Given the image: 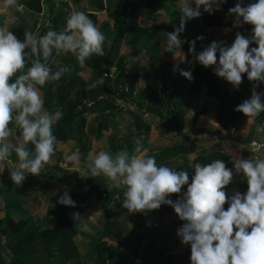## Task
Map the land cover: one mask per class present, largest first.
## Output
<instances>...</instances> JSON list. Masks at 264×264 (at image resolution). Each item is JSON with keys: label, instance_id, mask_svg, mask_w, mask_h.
<instances>
[{"label": "clouds", "instance_id": "clouds-1", "mask_svg": "<svg viewBox=\"0 0 264 264\" xmlns=\"http://www.w3.org/2000/svg\"><path fill=\"white\" fill-rule=\"evenodd\" d=\"M225 2L178 0L180 25L165 33L166 51L176 56L175 50L179 51L183 43L179 35L185 23L199 18L201 9L212 14L214 8L219 10ZM5 5L17 11L24 8L18 0H5ZM228 13L235 18L234 27L253 26L251 37L237 33L230 47L213 42L196 54V61L205 68L214 66L215 75L236 89L243 74L249 81L264 84V0L247 5L239 0ZM105 42V35L81 11H73L67 17L64 30L49 27L39 37L25 31L22 41L12 31L0 28V170L14 152L17 163L9 175L17 186L28 175H39L55 153L57 138L53 128L63 113L59 109L54 112L45 109L41 89L61 80L70 69L58 66V70L52 71L50 59L54 53H70L83 66L93 55H105ZM189 44V51L195 53V41ZM250 44L257 47L250 48ZM180 75L189 81L193 79L191 71L180 70ZM235 111L243 113L247 121L264 112V93L253 91L251 98ZM136 144L132 153L127 149L115 155L103 150L94 157L89 153L85 176H103L111 187L122 188V207L129 213L158 210L161 205L172 207L185 222L177 229V236L181 243L190 245L191 264H264V158H233L235 173H243L248 190L243 194L237 191L226 199L224 189L232 182L233 170L222 160L196 163L189 183L186 171L158 164L156 156L149 155L140 141ZM79 155L77 151L66 159L79 166ZM185 185L187 189L182 192ZM171 194L181 195L173 201L169 198ZM58 202L75 206L67 192Z\"/></svg>", "mask_w": 264, "mask_h": 264}, {"label": "rangeland", "instance_id": "rangeland-1", "mask_svg": "<svg viewBox=\"0 0 264 264\" xmlns=\"http://www.w3.org/2000/svg\"><path fill=\"white\" fill-rule=\"evenodd\" d=\"M25 1L26 0H18V3L24 4ZM73 1L74 0H59L58 4H54L53 9L58 10V5L62 7L66 3H71ZM152 1L154 0H138L137 24L141 27L152 24L146 19V14ZM165 1L166 6L155 21V25L157 26L169 25L166 16V13L169 11V9H175L176 12L180 13L178 0ZM238 2L239 0H236V3H234V5L228 6V9L234 7ZM252 2H254V0H243L244 5ZM229 3L230 0H226L225 4L228 5ZM193 7H195L194 4ZM60 9L61 8H59V10ZM228 9L226 12V21L229 23V27L227 28L221 27L211 29L207 26L199 25L195 22V19L187 21L183 30L184 38L181 40L183 43L179 49L182 54L179 53L178 50H175L177 57L174 56L173 53L172 57L169 56L170 52L166 51L167 37L165 34L155 38L152 44L154 45V48L152 49L149 56L143 60L144 69H146L147 72L143 75L145 81L139 82V85L137 86L138 89H136V96L133 95V97L128 101L119 100V105H121L120 109L127 107L130 108L133 113L135 111H140L142 113L141 115L144 117V121L146 119H150L148 117H153L152 119L154 122L152 132L155 130L160 131L162 136H165V132H168V136L173 139L171 143L170 141L167 143L169 146H175L177 149L181 146H184L185 151H189V148L193 147V149H196L195 155H191L193 157L204 156L216 152L218 155L214 157L215 160L220 159L225 163V165L228 162H232L234 157H243L245 159L251 157L264 158V112L258 114L255 117L249 118L248 121L247 117L244 118L236 132H226L224 129H222L217 121L216 109L219 105L217 101L211 99L208 88L204 86L197 96L190 99L188 88L190 84H192V80L189 81L188 79L181 76L180 70L189 71L188 62L192 64L195 71L198 69V62L195 58L197 53L189 54L183 48L186 41L188 39L195 38L198 33H211L214 40L218 44H223L225 47L231 46V42H234L237 33L245 37H251L253 26L244 24L241 27H234L233 25L235 18L232 15H229ZM14 12H16V15H13ZM0 13H2L5 19H7L6 23L9 21L7 24L9 26H6L5 30L12 31L14 35L22 34L21 27H17L19 23H28V25L25 26L26 29H29L30 23H33L34 30L32 33L38 37L42 30L46 28L50 20L48 14H46L41 18L43 21L41 27L37 29L40 18H35V14H29V11L26 10V8L22 11H17L11 6H6L5 0H0ZM119 13V10L108 9L106 15L100 16V22L105 23L112 33L117 29L116 27L118 25V20L120 19ZM201 13L202 14L200 17L205 15L207 12H204L203 9H201ZM247 33L250 34L246 35ZM251 46L257 47L255 44H250V47ZM128 52L129 51L127 47H123L122 53L126 58L128 57ZM69 54L70 53H63V56L67 57ZM63 56H61V61H58L57 67L64 66L70 69L69 72H79L83 78H90V75H92L91 71H89L84 66H81L72 54H70L71 64L65 63V61L63 62ZM95 59L99 61L100 56H96ZM213 68L214 66L210 67L209 71L213 74L215 79H218V76L215 75ZM136 69L137 68L126 67L125 70L128 72L126 79L131 78V75L134 73V71L136 72ZM119 73L120 69H116L110 72V76L112 79H114ZM177 75L180 77L179 83L181 87L178 93L170 98H167V100H165L163 95H161V103L156 108L148 111L147 102L149 99L148 95L144 93L145 85L149 84L154 90L158 91L160 90V85L163 82L167 84L169 93L172 87V81ZM93 81V83L97 82L96 80ZM257 83L263 89L262 93H264V84L259 82ZM114 86L115 85H113V87ZM116 89L113 90L112 96H114L115 99H118V93L116 92ZM218 90L233 94L235 88L227 81H223V83L220 84ZM189 101H191V106L187 105ZM156 120H160L159 122L162 124V127L160 128L161 130L157 129L156 126H158V121ZM87 122L89 126L88 130L93 129L97 123L96 116L91 114L87 115ZM164 130L165 132H163ZM17 133H19L18 129L15 131V135L18 136ZM153 137H157V135L154 134ZM165 147L166 145L163 143L160 146L162 150ZM187 155L183 154V156L179 158L183 162L181 166L172 163L176 165L175 170L180 171L183 168L182 170L189 171L191 169L194 162L193 160L189 161V155ZM55 159L59 162L62 161L61 159L59 160V158L57 159L56 156ZM8 160H10V157L3 163L2 174L0 175V190L2 191L0 194V220L4 218L6 208L17 209L16 211L11 212V215L15 219L30 218L32 223L40 231L45 228H53L56 225V221L52 220L47 222L46 218L48 216L49 209L53 206H57L56 197L58 198L59 194L57 193L56 185H53L51 190L50 183L52 181V176L62 178L66 176L67 173L64 171H58L57 169L55 170L56 173H52V163L54 160L51 158V161L45 165L44 172L36 176L30 175L29 178L25 179L21 186H17L13 182V185L10 186L8 182L9 180L11 181L9 171L14 168ZM231 166H233V163ZM232 170L233 173H235L234 168ZM239 175L240 174L235 173L233 175L234 179L240 180ZM97 182L98 184H101V181ZM109 187L110 186H103L101 188L110 190ZM101 188L99 190H101ZM50 190L53 192L52 195L49 194ZM235 192L236 190H234V193ZM114 194V190L110 192L106 205H110L111 197ZM88 196H92V193L90 192ZM97 213L100 223L98 225L91 223V232L89 231V225L87 224L88 221L92 222L93 220V213L91 210L89 211V214L87 213V218L80 217L77 221L78 235L76 234L72 240L77 250V256L75 258L71 260H64L57 254L51 256L47 255L43 264H120L122 260V263L126 264L128 263L127 260L130 261L128 258L130 255L133 256L134 254L137 256V251L140 253V247L138 246V243L135 239L130 241V245L128 242L130 238L129 234L134 227L133 223L136 221L140 212L129 213L127 209L122 207L115 213V223L110 230V234L115 238L120 236L119 240L112 239L110 236H108L109 233H105L106 218L108 215L101 211ZM141 214L148 220L149 218L153 219L152 210L145 211ZM110 226L111 223H108V227ZM174 227L178 229L179 225L176 224ZM160 230L163 231V236L160 238V240L158 239V242L153 243L152 238L149 240V242L148 240L146 242L150 247L154 248V251L157 249L164 251V254H166L170 251V246H172V242L175 240V235L171 236V233L169 234V231L171 232V230H168L167 228L160 227ZM148 237L150 238L151 236L149 235ZM152 237L155 238L156 235H152ZM92 238H100L101 243L98 247L92 241ZM127 245H129V248L126 249ZM177 249L189 251L190 245L181 243ZM96 251H98V255ZM36 260L37 256H34L32 258L31 264L35 263ZM131 263L133 264V262H130L129 264Z\"/></svg>", "mask_w": 264, "mask_h": 264}, {"label": "trees", "instance_id": "trees-1", "mask_svg": "<svg viewBox=\"0 0 264 264\" xmlns=\"http://www.w3.org/2000/svg\"><path fill=\"white\" fill-rule=\"evenodd\" d=\"M80 1L81 0H74L73 5L78 7ZM117 1L123 19L119 25L121 30L115 34L114 39L111 41L109 40L110 36L108 37L107 35L108 32L105 33L104 28L99 26L96 16L86 13L106 37L105 55L100 56L99 61H97V59H95L96 56L93 55L86 60L83 65L93 68L94 80L97 81L98 79V86L96 88H90V85L75 73L71 74L67 72L61 80L48 83L41 89L45 94V109L52 112L53 108H57L63 113L62 119L53 128V134L56 136L57 142L76 141L80 152H82V156L85 158L91 151V143L85 133L87 127L86 114L99 113L98 127L95 133L97 134V140H101L104 131L107 129L110 118L117 110L120 111V106L112 96L113 90L117 88L116 92L118 93V99L128 101L133 97L138 77L141 73L146 72V69L138 71L131 79H126V67L138 64L145 56H148L154 48L152 44L155 38L167 32H173L180 25V15L172 9L168 14V26L153 25L149 28L141 27L137 24L138 16L135 0ZM87 2L91 4L93 8H97V12L104 10L103 3L99 4L95 0ZM231 3L234 5L236 0H232ZM165 4L163 0L152 1L149 5L148 19L152 21L155 20L157 14L164 9ZM24 5L29 10L36 13H40L42 10L40 0H26ZM227 8L228 7L224 4L220 6L219 10H215L214 8L212 14L206 13L203 15L198 20V24L207 26L211 29L229 27V23L226 21ZM1 16L0 14V17ZM61 17L60 15L56 17L55 20L58 21ZM249 34L250 33H247L246 35ZM197 37H203V39L197 40ZM17 38L19 39V37ZM183 38L184 31L179 35L180 40H183ZM109 41L110 44L108 43ZM191 41H195V53L197 54L210 46L211 43L216 42L211 33H198L195 38L188 39L183 47L189 54H193V52L189 51V42ZM232 44L231 42V45ZM123 46L128 47V59L122 55L121 50ZM252 47L253 46L250 48ZM172 55L173 54L170 53L169 56ZM188 65L189 71H191L193 77L192 84H190L188 88L190 99L197 96L203 86H207L210 97L219 102V106L216 109L219 125L226 132H236L241 121L246 118V116L241 112L235 111V108L245 100L250 99L253 91L262 93L263 89L257 82L249 81L246 74H243L241 85L238 89L235 88L233 94L219 91L218 88L220 84L225 80L219 77L215 79L213 74L209 71V68L212 66L205 68L198 63V69L195 71L190 62H188ZM114 69H120V73L115 79H112L110 72ZM179 79L180 77L178 75L173 79L169 93L166 83L160 85L159 92L149 87V93L147 94L149 99L147 102V110L151 111L161 103L160 94L163 95L165 100L176 95L181 89ZM101 80L104 82L101 83ZM113 85L115 86L113 87ZM75 89H77V95L75 99H72L71 94ZM83 91L89 92L88 100L82 98L81 95ZM47 92L49 94H47ZM98 94L103 98L100 99ZM89 101H91V107L88 106ZM187 105L191 106V101H189ZM136 117L141 121L140 116L136 115ZM147 129H149V127ZM29 147L31 148V145H29ZM217 155L218 153L214 152L210 155L200 157L197 163H210L215 160L214 157ZM13 158L14 162L17 163L16 155ZM229 163L230 162H228L227 165H229ZM1 174L2 170H0V175ZM8 182L10 186L13 185L12 181L9 180ZM239 187L241 189H248L246 180L241 183ZM1 192L0 190V194ZM72 200L75 204L74 207L64 205L51 207L46 221L50 222L55 220L56 225L53 228H45L41 231L32 223L30 218L15 219L11 215V212L17 209L6 208L5 216L0 220V264H31L34 256H37V260L33 264H43V253H47L48 256L57 254L64 260L75 258L77 256V250L72 241L77 234L75 219L86 210V206L78 195L73 196ZM110 213L111 210H108V214ZM133 234L135 239H138L140 242L142 241L141 226L136 225ZM128 258L130 261L127 260L128 263L126 264L130 262L137 264V261L131 256ZM120 264L123 263L121 262Z\"/></svg>", "mask_w": 264, "mask_h": 264}, {"label": "crops", "instance_id": "crops-1", "mask_svg": "<svg viewBox=\"0 0 264 264\" xmlns=\"http://www.w3.org/2000/svg\"><path fill=\"white\" fill-rule=\"evenodd\" d=\"M40 1H41V5H42V10L40 13L33 12L25 6L23 8V9L26 8V10L29 11V14L30 13L35 14L36 15L35 18H40L37 29H39L43 23L41 18L44 17L46 14H48V17L50 19L49 23L47 24L46 28H44L42 30V32L39 34V36L44 35L46 33V31L49 29V27L53 28L56 31L64 30L65 25H66V19L73 11H81V12H84L85 14L90 13L92 15H95L97 20H98L99 26H102L104 28L105 33L108 32L107 35H108V37L110 36V38H109L110 41L113 40L115 34L121 30L119 25H120V22L122 21L123 17L121 14L122 13L121 10L118 8V4H117L118 1L117 0H95L99 4L100 3L104 4V10L98 11V12L96 10L97 8L96 9L93 8L91 6V4H89L87 2L90 0H81L78 4L79 5L78 7L73 5L74 1L71 3L68 2L65 5H63L62 7H60V5H58V10H59V8H61L59 11L53 9L54 4L55 3L58 4L59 0H40ZM163 1H165V0H163ZM231 1L232 0H230V3L228 5H226L225 3H223V4L226 5L227 7L231 6V5H233L231 3ZM137 3H138V0H135V5H136L135 7H136L137 16H138ZM165 3H166V1H165ZM165 6H166V4H165ZM51 9H53V10H51ZM108 9L119 10V12H120L119 13L120 19L118 20V25L116 27L117 29L113 33L110 32L108 26L105 23L100 22V16L106 15L108 12ZM64 10H66V11H64ZM171 10H172V8L169 9V11L166 13L167 14L166 15L167 20H168V14L170 13ZM148 11H149V9H148ZM162 11H160L157 14L156 19L153 21L148 19V12H147L146 19L149 22H151L152 24L147 25V26H142V27L149 28V27L155 25L156 24L155 21L157 20L158 16L161 14ZM0 14L2 15V13H0ZM178 14L181 15L180 13H178ZM13 15H16V12H14ZM60 15L62 17L59 18L58 21H56L55 18L60 16ZM200 18H196L195 22L198 23V20ZM6 21H7V19H5V17L2 15L0 17V28L5 29L6 26H9V25H7L9 23V21L7 23H6ZM168 24H169V20H168ZM26 25H28V23H19L17 25V27H21L22 34L21 35L15 34V35L17 37H19V39H21V41L24 39L25 31L32 33L34 30L33 23H30L29 29L25 28ZM123 47H126V46H123ZM123 47H122V50H123ZM127 49H128V47H127ZM122 50H121V52H122ZM122 55H123V53H122ZM128 55H129V52H128ZM61 56H63V53H61L60 55H55V53H54V58L50 59L49 67L52 71L58 69L57 63H58V61H61ZM68 56L67 57L63 56V58H64L63 62L65 61V63L71 64L70 54ZM148 56H145L138 64L127 66V67L137 68L136 72L134 71V73L131 75L132 77L134 75H136V73L138 71L144 70L143 60L145 58H147ZM68 58H70V59H68ZM127 59H128V57H127ZM85 68H87L89 71H91L92 75H90L89 79L83 78L79 72L76 73V72L71 71L70 73L71 74L75 73L77 76H79L80 78L85 80L90 85V88H96L98 86L96 84L98 82V80L96 83H93L94 82L93 81L94 80L93 68H91V67H85ZM114 70H116V69H114ZM114 70H112V71H114ZM146 73L147 72L141 73V75L138 77L136 84H135V92L133 95L136 96V94H137L136 89H138L137 86L139 85V82L145 81V78L143 77V75ZM126 75L128 76L127 70H126ZM131 78H129V79H131ZM103 82L104 81L101 80V83H103ZM149 87L151 89H153L149 84H146L145 88H144V93H146V94L149 93ZM158 92H159V90H158ZM47 94H49V93L47 92ZM76 95H77V89L73 90V92L71 94V98L75 99ZM44 96H45V94L43 93V99L45 98ZM81 96L83 99L88 100L89 92L83 91ZM98 96L100 99L103 98L99 94H98ZM160 96H161V94H160ZM211 99H213V98H211ZM119 100H122V99H116V102L118 105H119ZM213 100H215V99H213ZM122 101H124V100H122ZM215 101H217V100H215ZM218 105H219V102H218ZM88 106L91 107V101L88 102ZM119 106H121V105H119ZM55 110H57V108H53L52 112H54ZM89 114L96 116V120H97V123L93 129L88 130V127H89L88 122H87V127L85 129L86 137L88 138V140L91 143L90 153L93 155V157L96 155V153L98 151H101V150L107 151L111 155H115L117 152L124 150V149H127L129 151V153H132L134 148L137 146L136 141H140V144L142 145V147L148 149L149 155H155L156 156L158 164H164L166 166L173 168L174 170L176 167V165H174V164H178V166H181V164L183 163L182 160L179 158H181V156H183V154L184 155L188 154L189 155V161L193 160L194 163H193V166L191 167V169L189 171H186V170H183V171H186L188 173L189 183H191L192 176L194 175L195 164L197 163V161L200 157L207 156V155L197 156V157L191 156L193 154L195 155V151H196V149H193V147L192 148L188 147L189 151H187V150L185 151L184 146H181L178 149L175 146H173V147L169 146L167 143L169 141L171 143V141L173 139H171L168 136V132L166 133L165 130L163 131V132H165V136H162V133H160V131L155 130L152 132V127H153V122H154V120L152 119L153 117L152 118L148 117L150 119H146L144 121L143 120L144 117L141 115L142 113L140 111H135L133 113V111H131V109L127 108V107H125L124 109H120V111L117 110L112 115V117L110 118V120L107 124L108 125L107 129L104 131L103 138L101 140H97V134L95 133V131L97 130V127H98L99 113L96 112V113L86 114V120H87V115H89ZM136 115L141 117L140 118L141 121H139V119H137ZM156 121H158V126H156L157 129L161 130L160 128L162 127V124H160V122H159L160 120H156ZM148 127H149V129H147ZM17 134L19 135V133H17ZM154 134H156L157 137H153ZM158 136H161V137H158ZM162 143L164 145H166V147L163 150L160 148ZM77 151L80 154L79 155L80 163H79V166H73L72 163L66 159V157L73 154V153H76ZM88 155L86 156V158L82 156V152H80V149L77 146L76 141L57 142L56 146H55V153L53 155L54 157L52 156V159L54 160L52 163V166H53L52 173H56L55 170L57 169L58 171H62V172L64 171L65 173H67V175L62 177V178L57 177V176H55V177L52 176V181L50 183L51 190H52V186L56 185V190H57V193L59 194L58 198L56 197L57 206L62 205L58 201H59L60 197L65 192H67L70 195L71 199L75 195H78L79 197H81L83 204L86 206V210L83 213H81L75 219L76 230H77V226H78V222H77L78 219L80 217L87 218L89 211L91 210L93 213V220H92V222H90V221L87 222V224L89 225V229H90L89 231L91 232L92 231L91 230V226H92L91 223H95L97 225L100 223L97 212L101 211L103 213H106V215H108L106 218L105 233H107V234L109 233L108 236H110V238L119 240L120 236L117 235V236H119V237L116 236L117 238L113 237L110 234L111 233L110 230L114 226V223H115L114 222L115 213L120 208H122V202L124 199L123 189L122 188L117 189L115 187H111L109 185L108 180L103 176H98V177L85 176V173L87 171V165L90 163V161L88 160ZM208 155H210V154H208ZM14 156H15V153L13 152L12 155L10 156V160H8L13 168H15V165H16V163L14 162V158H13ZM55 156L57 157V159L59 158V160L61 159L62 161L61 162L57 161L55 159ZM241 158H243V157H241ZM172 163H174V164H172ZM231 165H232V162H230L229 165L226 164V167L229 169H233V166H231ZM44 170H45V167L41 169L40 173L44 172ZM234 174L235 173H233V175ZM29 176L30 175H28L26 178H29ZM239 177H240V180L239 179L236 180V179H234V176H233L232 182L224 189V191L226 193V199L228 196L233 195L234 190H236V192L237 191L240 192L241 194L247 192L248 189H241L239 187V185L246 180L243 173H240ZM97 181H101V184H98ZM103 186H105V187L110 186L109 187L110 190L109 189H107V190L102 189L101 187H103ZM100 188H101V190H99ZM186 189H187V185L183 186L182 192L186 191ZM51 190L49 191L50 195L53 194V192H51ZM113 190H114L115 194L112 195V197H111V203H110V205H106V202H108L107 201L108 195ZM90 192L92 193V196H88ZM181 194H171L169 198L172 199L173 201H176ZM53 207H55V206H53ZM227 207H228V203L226 202L224 205V208L227 209ZM108 210H111L110 214H108ZM152 213H153V219L149 218V220H148L140 213L138 215L136 221L133 223L134 227L136 225H139L142 227L143 238H142L141 242L138 239L134 238V234H133L134 227H133L131 233L129 234L130 238H129L128 242L130 245V241L135 239L138 243V246L140 247V251H139L140 253H138V251H137V253H136V254H138L137 256H135L134 254H133V256L132 255H130V256L135 261H137V264H152V263L153 264H191V261H190L191 252H190V250L186 251L184 249L183 250L177 249L179 247V245L181 244V242L177 236V228H175L174 226L176 224H178L179 228H180L185 222L182 221L179 218V216L175 213L174 209L168 205H161V207L158 210H152ZM108 223H111L110 227H108ZM107 227H108V229H107ZM160 227L167 228L168 230H171V232L169 231V234L171 233V236L175 235L174 236L175 240L172 242V246H170V251L166 254H164V251H160L157 249H156V251H154V248L150 247L149 244H147V242H146L147 240L149 242V240L152 238L153 243H155V242H158V239L160 240V238H162L163 231L160 230ZM77 235H78V232H77ZM149 235L151 236L150 238L148 237ZM152 235L153 236L156 235V237L154 238V237H152ZM92 241L95 243V245L97 247L101 243L100 238H96V239L92 238ZM129 245L126 246V249L129 248ZM96 252L98 255V251H96Z\"/></svg>", "mask_w": 264, "mask_h": 264}, {"label": "water", "instance_id": "water-1", "mask_svg": "<svg viewBox=\"0 0 264 264\" xmlns=\"http://www.w3.org/2000/svg\"><path fill=\"white\" fill-rule=\"evenodd\" d=\"M46 257H47V253H43V256H42V261H43V262H45Z\"/></svg>", "mask_w": 264, "mask_h": 264}]
</instances>
